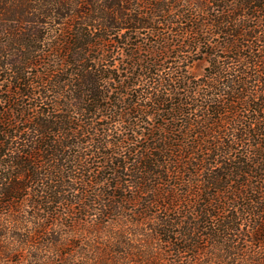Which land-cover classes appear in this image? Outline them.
<instances>
[{
  "label": "trees",
  "instance_id": "trees-1",
  "mask_svg": "<svg viewBox=\"0 0 264 264\" xmlns=\"http://www.w3.org/2000/svg\"><path fill=\"white\" fill-rule=\"evenodd\" d=\"M0 264H264V0H0Z\"/></svg>",
  "mask_w": 264,
  "mask_h": 264
},
{
  "label": "rangeland",
  "instance_id": "rangeland-1",
  "mask_svg": "<svg viewBox=\"0 0 264 264\" xmlns=\"http://www.w3.org/2000/svg\"><path fill=\"white\" fill-rule=\"evenodd\" d=\"M206 62L204 60L197 61L193 64L191 72L194 76L200 77L203 73Z\"/></svg>",
  "mask_w": 264,
  "mask_h": 264
}]
</instances>
